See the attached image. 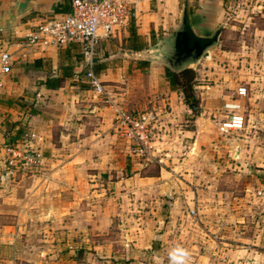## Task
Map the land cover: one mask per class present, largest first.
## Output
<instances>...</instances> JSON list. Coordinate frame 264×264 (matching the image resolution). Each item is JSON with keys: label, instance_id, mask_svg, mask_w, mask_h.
<instances>
[{"label": "crops", "instance_id": "0c3cea01", "mask_svg": "<svg viewBox=\"0 0 264 264\" xmlns=\"http://www.w3.org/2000/svg\"><path fill=\"white\" fill-rule=\"evenodd\" d=\"M70 1L0 0V46L10 52L13 59L11 72L4 73L0 67V264H26V260L38 253L46 255V259L53 258L55 264L70 261L71 264H82L78 261L82 245L76 241L74 244V237L81 230L76 224L80 221L76 216L82 202L81 184L96 195L101 174L122 175L126 170L127 159L122 160L113 146L104 144L115 137L109 132L114 118L113 108L102 102L90 88L81 64L75 65L73 75L64 78L59 87L49 88L45 84L47 77L63 76L61 49L42 50L18 43L27 32V23L31 19L69 12ZM208 1L188 0V9L195 7L190 15L194 30L202 26L206 30L209 28V24L202 23L204 16L211 19L212 24L214 20L218 22L215 13L221 0H211L214 4ZM182 4L181 0H139L131 19V27L139 39L132 41L129 38L131 31L126 28L102 39L97 51L96 71L107 88L117 86L123 75H128L129 79H148L149 85H144L142 93L150 103L149 109L153 107L150 112L156 115L159 126L166 123L165 115L176 122L175 110L185 108L183 93L171 89L164 75L165 66L154 59L165 37L180 25ZM193 15L197 17L194 23ZM15 31H18L17 35ZM143 61H148L149 66L139 65ZM251 61V93L247 89L245 96L233 95L235 99L229 97L221 107L223 110L224 104L230 102L241 105L245 126L231 132L240 133L238 155L243 164L251 163L249 172L257 180L256 183L251 181V245L241 248L238 241H222L230 245L227 249L232 257L227 264H243L241 257L244 254H247L246 263L264 264V182L260 180V176L264 179V169L259 173L255 168L264 166V140L261 141L258 134L259 128L264 129V58L260 63L255 58ZM120 96L126 98L123 94ZM246 97L247 108L243 104ZM162 102L172 109L163 110L156 106ZM183 110L187 112V109ZM208 111H214L213 104L203 106L201 117ZM9 143H17L23 148L29 145L40 153L38 162L9 170L5 164V147ZM82 161L88 169H94L88 172L86 169V173L92 175L90 181L80 178ZM218 169L220 172L223 168ZM120 184L121 181H112L106 185L107 188L111 185L119 188ZM223 192L218 190L216 198L221 200ZM213 205L219 207L222 204L205 203L209 208ZM104 213L107 215V211ZM99 218L98 212L89 211L86 227L91 226L96 236L104 234L106 229V223L101 225ZM208 220L207 214H199L198 224L205 239L213 227ZM134 230H125L127 239L141 248L143 233L139 232L141 229ZM65 236L71 237V244L68 243L70 240L64 239ZM232 238L236 239L234 235ZM104 246L99 244L94 248H103L104 251ZM132 259L130 264H147L137 259L136 252Z\"/></svg>", "mask_w": 264, "mask_h": 264}, {"label": "rangeland", "instance_id": "374dc122", "mask_svg": "<svg viewBox=\"0 0 264 264\" xmlns=\"http://www.w3.org/2000/svg\"><path fill=\"white\" fill-rule=\"evenodd\" d=\"M208 3L213 2L209 0ZM194 8L191 6L192 10ZM263 12L264 0H221L215 13L218 22L214 20L212 24L207 16L202 19L203 24H209V36L220 27L222 31L218 42L206 53L210 58L202 57L196 65L195 94L200 99L199 115L185 104V108L175 110L176 122L165 115L166 123L159 126L156 115L150 112L153 107L149 109L150 103L142 93L144 85H149L147 78L129 79L128 75H123L117 86L106 87L120 106L152 117V139L144 153L134 152L132 144L116 134L111 125L109 132L115 135L114 140L104 144L113 146L122 160L127 159L126 170L122 175L101 174L96 195L81 184L82 202L76 216L80 219L76 224L81 230L74 237V244L82 245L80 263L130 264L136 252L137 259L147 264H227L232 257L230 245L222 241H238L241 248L251 245V181L256 183L257 180L249 172L251 163L243 164L238 155L240 133H223L217 122L224 115L223 103L235 99L233 95H238L240 86H246L251 93V60L255 58L260 63L264 58ZM207 30L202 26L195 32L207 36L204 35ZM121 94L130 99H121ZM206 103L213 104L214 111L201 117ZM248 103L246 97L243 100L245 108ZM156 106L172 109L163 102ZM258 131L263 141L264 129ZM219 167L223 168L220 172ZM88 168L84 165L80 170L81 180L92 179V175L86 173V169L88 172L92 168ZM255 168L261 173L264 166ZM219 177L220 184H217ZM260 180L264 182L261 176ZM112 181H121V186L107 188V182ZM218 190H224L221 200L216 198ZM92 197L95 200H90ZM205 203L222 205L209 208ZM192 209L196 213H192ZM89 211L98 212L101 225L106 223L104 234L96 236L91 226L86 227ZM200 213L207 214L208 223L213 226L206 239L198 224ZM218 221H223V225ZM127 229H141L144 241L141 248L127 239ZM64 239L71 244V237ZM99 244L105 245L104 251L94 248ZM52 259L38 253L26 260V264H55ZM245 259L247 254L241 260L249 264ZM63 264H71V261Z\"/></svg>", "mask_w": 264, "mask_h": 264}, {"label": "built area", "instance_id": "2783aa9c", "mask_svg": "<svg viewBox=\"0 0 264 264\" xmlns=\"http://www.w3.org/2000/svg\"><path fill=\"white\" fill-rule=\"evenodd\" d=\"M139 0H71L70 11L61 14L39 16L27 23V32L18 41L46 50L78 44L83 59L81 63L86 82L105 102L113 108L112 128L116 134L127 139L133 151L144 153L152 139V117L120 106L114 101L106 85L96 71L97 51L100 41L129 27ZM18 34V31H15ZM205 59L210 58L206 54ZM12 54L0 46V67L4 73L11 72ZM238 95H247V87L240 86ZM223 117L217 122L221 132L241 130L245 126V115L239 103H225ZM5 164L11 171L38 162L40 153L29 146L17 143L5 147ZM194 213V210H192Z\"/></svg>", "mask_w": 264, "mask_h": 264}, {"label": "water", "instance_id": "95a60500", "mask_svg": "<svg viewBox=\"0 0 264 264\" xmlns=\"http://www.w3.org/2000/svg\"><path fill=\"white\" fill-rule=\"evenodd\" d=\"M188 0H183L181 22L175 31L165 37L154 59L173 70L189 66L196 69L198 62L218 40L222 27L211 36L198 35L190 21Z\"/></svg>", "mask_w": 264, "mask_h": 264}, {"label": "trees", "instance_id": "16d2710c", "mask_svg": "<svg viewBox=\"0 0 264 264\" xmlns=\"http://www.w3.org/2000/svg\"><path fill=\"white\" fill-rule=\"evenodd\" d=\"M60 11V8L57 10ZM189 14L192 16V9L189 8ZM192 23L196 21V16L193 15ZM195 18V19H194ZM132 22V21H131ZM131 22L128 29H130V36L132 41H137L139 39L136 31L131 27ZM210 31H206L204 35L209 36ZM60 68L63 70V76L47 77L45 84L49 88H57L61 85L64 78L73 75V69L75 65L82 63V53L80 52V47L78 44L71 43L66 47L60 48ZM149 66L148 61L140 62L139 65ZM164 75L167 78L169 85L172 90H179L183 93V101L185 104L192 109L195 115L200 114V99L195 94V80L197 77V71L193 67H183L178 70H173L169 67H165Z\"/></svg>", "mask_w": 264, "mask_h": 264}]
</instances>
